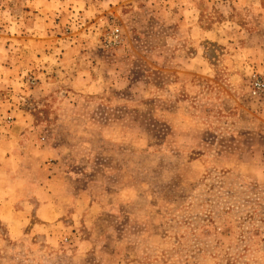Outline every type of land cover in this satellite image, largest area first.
<instances>
[{
	"label": "rangeland",
	"instance_id": "1",
	"mask_svg": "<svg viewBox=\"0 0 264 264\" xmlns=\"http://www.w3.org/2000/svg\"><path fill=\"white\" fill-rule=\"evenodd\" d=\"M0 264H264V0H0Z\"/></svg>",
	"mask_w": 264,
	"mask_h": 264
},
{
	"label": "built area",
	"instance_id": "2",
	"mask_svg": "<svg viewBox=\"0 0 264 264\" xmlns=\"http://www.w3.org/2000/svg\"><path fill=\"white\" fill-rule=\"evenodd\" d=\"M261 85H262V83L256 81L255 86L260 87ZM256 90H257V89H256Z\"/></svg>",
	"mask_w": 264,
	"mask_h": 264
},
{
	"label": "crops",
	"instance_id": "3",
	"mask_svg": "<svg viewBox=\"0 0 264 264\" xmlns=\"http://www.w3.org/2000/svg\"><path fill=\"white\" fill-rule=\"evenodd\" d=\"M226 1H229V2L231 1V2H232L233 0H226ZM9 159H10V158H9Z\"/></svg>",
	"mask_w": 264,
	"mask_h": 264
}]
</instances>
